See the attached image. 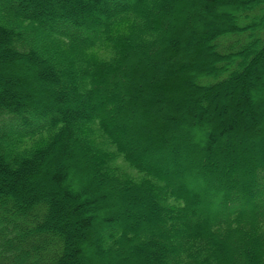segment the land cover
<instances>
[{
	"label": "trees",
	"instance_id": "trees-1",
	"mask_svg": "<svg viewBox=\"0 0 264 264\" xmlns=\"http://www.w3.org/2000/svg\"><path fill=\"white\" fill-rule=\"evenodd\" d=\"M261 82L264 0H0V264H264Z\"/></svg>",
	"mask_w": 264,
	"mask_h": 264
},
{
	"label": "rangeland",
	"instance_id": "rangeland-1",
	"mask_svg": "<svg viewBox=\"0 0 264 264\" xmlns=\"http://www.w3.org/2000/svg\"><path fill=\"white\" fill-rule=\"evenodd\" d=\"M169 78H175V76L172 75V74H170L169 75ZM177 79L178 78H176V80ZM176 90L178 91V89H175V91ZM181 92L184 93V91H182V90H181ZM253 92H254V94H257L255 96L264 95V82H261V84L258 86V88H253ZM255 96H254V98H256ZM210 107H211V102H210V105L206 109H209ZM142 115L147 120V122L145 123V126L150 130V132H152L156 136H159L160 137L162 135L161 133H162L163 129H160L159 128V126H158V119L156 117H154L150 112H144V113H142ZM192 116H193V114L189 117V119L187 118V122L188 123H186V124L183 123L182 126L184 128L187 127V128H189L191 130V133L193 134L192 135V140H195V141H198V142L200 141L199 143H202V142H204L203 141L204 140L203 139V136H204L203 134L205 133L204 126H201V125L196 124L195 121L193 120V117ZM181 135H182V140H184V138H183L184 136L187 137V134L186 133H183ZM185 140L187 142H189V138H186ZM220 140L221 141L218 142L219 143L218 149H220V150H223L224 149L223 147L227 145V142L228 141H231V140H227V139L225 140V138H221ZM221 142H224V144H225L224 146L222 145L223 147L221 146ZM123 145L129 147L130 146V140H123ZM246 149H248V147L244 149L245 152L247 153L249 150H246ZM224 151H226V150H224ZM235 151H236V153H240L239 149L238 150H235ZM115 166H116V169L119 171L120 175H122L124 177H127V178L132 179V180H137V179L140 178V174H138L134 169L130 168L124 161H122L120 159H118L115 162ZM100 181L105 186L109 187L112 190H118V189H120L118 186H115L112 183L105 182L102 179H100ZM184 182L189 185L188 186L189 187L188 188L189 191H197V192H199V190H201L202 186L204 185V184H202V181H199L198 179L196 180L195 178L194 179H192V178H186V181L184 180ZM204 188H208L207 190H209V191L211 190V192H215V189H214L213 184H208ZM152 201H153V199H152ZM194 214H200V212H197V210H192L190 212V217H192ZM200 215L202 216V214H200ZM142 227L144 228V226H142Z\"/></svg>",
	"mask_w": 264,
	"mask_h": 264
}]
</instances>
